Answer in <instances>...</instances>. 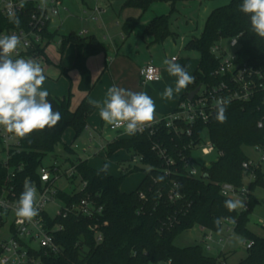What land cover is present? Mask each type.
<instances>
[{
	"label": "trees",
	"instance_id": "16d2710c",
	"mask_svg": "<svg viewBox=\"0 0 264 264\" xmlns=\"http://www.w3.org/2000/svg\"><path fill=\"white\" fill-rule=\"evenodd\" d=\"M186 1H199L203 4L212 0H125L124 7L146 10L156 2H163L170 6L172 13L177 10L179 2ZM241 4L242 0H228L225 5L214 8L205 20L201 35L194 34L188 38L185 48L198 52L200 60L193 73L195 81L188 85L180 101L197 86L215 84L221 80L220 76L214 74L221 64V58L212 48L224 39L238 37L239 61L264 68V38L252 31L249 16L239 9ZM32 8L33 5L29 4L24 12L19 13V26L27 27ZM138 21L135 17L126 19L124 30L127 35L136 28ZM44 31L45 45L38 47L41 53H45V48L54 37L48 28ZM146 31L157 42L174 36L169 25V15L166 14L156 15L147 25ZM69 42L75 45L72 69L79 72V88L87 95L93 88L87 60L105 52L107 47L95 35L79 36L78 33H71L61 40L62 53ZM61 72L68 75V69L63 66ZM263 99L264 92H260L248 101L229 102L225 123L215 119L216 111L207 123H179L177 129L167 128L163 118L143 132L109 142L106 151L108 157L115 150L123 148L132 157L140 156L142 164L148 166V169L137 166L132 169L128 166L123 170L131 172L141 169L144 172L137 188L130 192L122 189L127 173L116 176L110 172L109 166L106 172L101 171L108 164L107 159L101 168H95L87 159L76 158L72 161L76 166V174L71 180L78 178L80 182H87V186L83 191L59 190L58 198L70 204L78 202L85 195H91L102 205L103 210L93 217L71 214L67 218L56 217L52 220L64 226L63 230L55 234L60 251L43 255V263L223 264L221 256L214 258L207 255L201 244L187 247L175 244L180 234L198 225L213 232H220L224 226H232L244 238V242H252L241 264H264V236L248 228L249 214L256 202L251 192L257 185L264 187V165L249 169L243 167V163L250 160L245 148L264 144V129L258 127V121L264 117ZM48 100L54 110L62 114L61 121L52 129L37 130L27 138H18V149L10 151L9 166L23 167L15 178L20 188H23L25 178L31 182H40L39 169L43 166V159L54 153L58 146L70 154L75 153L72 144L64 141V135L68 129H72L77 139L86 130L88 118L95 110L87 97L75 108L72 107L70 94L64 97L49 94ZM204 130L221 154L209 166L203 167L201 177L193 178L186 174L185 160L190 156L192 148L201 142ZM158 148L170 162L160 155ZM251 172L255 177L248 185V208L229 212L224 207V201L233 198L221 193V184L228 182L240 188ZM6 175L7 169L0 164V181ZM173 183L178 184L180 197L171 200ZM227 217L235 218L236 222L231 223L225 219ZM217 218H221L218 226L214 224ZM91 224L99 225L102 234L100 242L97 241L96 233L89 228Z\"/></svg>",
	"mask_w": 264,
	"mask_h": 264
},
{
	"label": "built area",
	"instance_id": "2783aa9c",
	"mask_svg": "<svg viewBox=\"0 0 264 264\" xmlns=\"http://www.w3.org/2000/svg\"><path fill=\"white\" fill-rule=\"evenodd\" d=\"M14 7L16 15L26 10L27 5H33L31 14L29 16L27 27L14 26L11 24L7 15V8L9 5ZM21 0H0V35L16 34L20 37L21 44L13 58L34 59L42 67L46 61V48L45 53L39 52V48L45 45L44 30L48 28L50 23L58 17L62 11H68L63 0H24L23 7H20ZM105 12V7L101 4L100 0H96L95 5L90 13V18L95 21H102V15ZM103 25V24H102ZM86 29H81L78 32L79 36L87 34ZM234 42V43H233ZM231 47H237L234 54L228 55L221 45H216L212 48L217 56L221 58L219 68L214 72L215 76H220L221 80L215 84H201L199 91L192 99L188 95L184 100H181L177 108L164 117L165 125L167 128H176L179 123L187 125H195L197 122L207 123L211 116L215 113L216 101L219 98H224L229 102L233 101H248L260 92H264V68H257L247 65L245 62L239 61L238 50L239 40L238 37L230 38ZM218 52H220L218 54ZM176 60V57H173ZM172 58V59H173ZM140 77L143 83L159 82L162 79L160 69L154 64L153 60H149L140 69ZM264 104V99H263ZM143 128V132L146 128ZM111 130V126H109ZM258 127L264 129V117L258 121ZM207 133L204 130L201 134ZM0 143L2 150L5 152L4 159L0 160V164L7 169V175L0 181V231L3 230L7 224L9 226V238L0 239V264H44L42 256L49 254H57L60 251V246L55 241V234L63 230L64 226L61 223H55L56 217L67 218L69 215L74 214L81 217H93L102 213L103 207L99 205L91 195L83 196L78 202L70 204L65 203L58 198L60 189L56 187V181L60 177V166L54 164L53 166H41L39 169L40 182L32 181L37 189V202L39 205V216L34 218L32 223H18V218L15 216L16 202L23 191L15 180L17 172L22 170V166L11 167L8 162L11 159V150H17L20 141L18 137L5 132L0 128ZM157 146H155L156 148ZM200 149L201 154L211 156L215 160L220 154L216 146L210 140L205 144L201 142L192 148L191 154L185 160L187 176L197 178L203 174V167L209 166L208 163L201 164V170L196 168L197 160L193 152ZM253 149L258 153L257 160L245 161L243 167L249 169L250 167H257L260 164L264 165V144L256 145ZM160 155L166 159L167 162L171 160L166 158V155L160 148H158ZM134 155L130 161L136 163L141 161V157ZM76 174V166L68 167L64 175L68 179H72ZM253 172L249 174L250 181L254 179ZM83 191L87 186V182H81ZM221 193L224 196L232 197L237 194H242L246 197L245 207L248 208V193L249 189L243 185L236 187L231 183L224 182L221 184ZM227 193V195H225ZM142 198L144 197L141 195ZM180 197L178 191V184L173 183L170 193V199ZM59 200L61 205L56 208V214L51 215L46 206L49 203ZM264 226V220L261 221ZM89 228L96 233L97 241L102 240V234L99 231L98 224H91ZM233 229L232 226L227 227ZM203 237L202 242L205 243L207 249H211V242H214L213 231H209ZM224 239H220L221 243ZM247 249L252 246L251 241H245ZM224 247V245H222ZM160 264V263H154ZM169 264V262H167Z\"/></svg>",
	"mask_w": 264,
	"mask_h": 264
},
{
	"label": "rangeland",
	"instance_id": "374dc122",
	"mask_svg": "<svg viewBox=\"0 0 264 264\" xmlns=\"http://www.w3.org/2000/svg\"><path fill=\"white\" fill-rule=\"evenodd\" d=\"M88 5L92 6L96 0H85ZM101 4L105 7V13L103 15V19L107 25L106 28H99V24L95 22V20H89L86 23V27L89 30V35L95 33V36L103 43H105L107 49L106 54L109 58L113 50V43L117 45L118 48L121 49L123 43L121 39V35L124 34L126 36L124 25L125 21L130 16H135L139 19L138 27H145L151 22V19L155 15L166 14L169 15V25L179 31L181 34L186 32L190 27L195 28L194 34L196 36H200L202 29L204 27L205 20L209 13L216 7L225 5L228 0H212L206 1L203 5H200L199 1H186L179 2L177 4V10L170 13V8L167 3L156 2L152 4L146 10L136 8V7H124L125 0H100ZM67 4L70 7L71 12H75L77 14L82 13L83 5L85 4L83 0H67ZM68 11L67 19L64 25L59 30L58 34L54 37V39L48 44L47 52L50 59V63L52 64L44 73L46 76V80L43 85V89L48 90V92L52 95L57 94H70L71 103L74 107H77L82 98V93L79 88V73L75 69H71L69 75H60V64L68 65V67L72 66L74 55H75V45L73 42H69L62 53L61 51V40L64 36H68L71 33H78L81 31L82 27L79 19L77 17L71 15V12ZM189 27V28H187ZM129 38V37H128ZM221 47L227 51L228 55H232L236 52L237 47H231L230 39H224L220 43ZM137 49H133L132 53L129 55H133L130 58L131 62L134 63L135 55L137 54ZM188 52V53H187ZM190 52V53H189ZM220 52H218L219 54ZM176 59L181 60L182 62L185 59H189L190 61L196 62L199 58V53L196 51H187L182 49L179 51L178 49L172 53ZM104 53H101L100 56H103ZM102 58L103 57H99ZM107 58V62L109 64V59ZM141 61L142 58H139ZM133 65V64H131ZM98 72L95 76V79L99 78L103 69ZM142 86L141 82L133 83L130 79L128 84L127 82L122 85V88L129 89L136 92H141L140 87ZM144 87V86H142ZM42 89V90H43ZM99 131V130H98ZM119 133V130H108L104 129V134L106 135H114L116 136ZM99 135V134H97ZM98 137V136H97ZM74 137V131L72 129H68L64 135V140L67 144H70ZM86 139V132L84 131L77 139L73 142V148L78 149L79 143ZM104 140H106L104 138ZM209 140L208 133L203 134L202 143L205 144L206 141ZM82 141V142H83ZM91 153L93 150H89ZM107 151V150H106ZM106 151L101 155L92 156L89 155V162L91 166L101 168L108 159L109 170L116 176H121L124 173H127L123 184L122 189L125 191H133L137 188L140 180L142 179L144 172L143 170H133L131 172L123 171L129 165L133 169L135 166L140 168H147L148 166L142 164L141 161L136 163H132L130 159L132 158V154L130 153V159L125 161L123 165L119 163V160L124 158L129 153L123 149H117L113 152V154L108 157ZM246 154L252 159L257 160L259 158L258 153L252 148H245ZM195 159L197 160L196 168L198 171L201 170L202 163H208L212 160L211 156H205L201 154L200 149H196L193 152ZM5 152L2 150V145L0 143V160L4 159ZM137 158V156H135ZM76 159V155H72L68 153L63 147L58 146L56 151L52 154H48L43 159L44 166H53L56 164L60 166V177L56 181V187L60 190L72 192L74 190L80 191L82 184L78 178L74 181L66 178L64 175L65 170L71 165V162ZM123 166V167H122ZM123 168V169H122ZM245 187L249 189L248 185L250 182L249 176L245 177ZM252 195L255 198L256 202L253 209L249 214V222L248 228L260 235L264 236V226L261 224V221L264 220V187L261 185H257L252 190ZM241 199L245 203L246 197L242 194H237L233 196V199ZM61 203L59 200H55V202L49 203L46 206V210L51 214L55 215L56 208L60 206ZM238 210H242L238 209ZM10 223L0 231V239H8V229ZM209 230H206L200 226H194L193 228L183 232L180 234L176 240L175 244L180 247H187L191 245L201 244L205 253L211 257L217 258L221 256V260L223 264H241V259L247 255V245L244 242V238L237 234L233 229H228L224 226L220 232H213L214 242H211V249H207L204 242H202L203 237L206 234H209ZM220 239H224L221 243H219ZM224 245V247L222 246ZM160 264H167V262H162Z\"/></svg>",
	"mask_w": 264,
	"mask_h": 264
},
{
	"label": "clouds",
	"instance_id": "9594fccd",
	"mask_svg": "<svg viewBox=\"0 0 264 264\" xmlns=\"http://www.w3.org/2000/svg\"><path fill=\"white\" fill-rule=\"evenodd\" d=\"M23 3L24 0H21L20 7H23ZM239 9L249 16L252 31L264 38V0H242ZM7 15L10 22L19 27L20 19L11 4L7 8ZM20 44V37L16 34L0 35V128L23 139L37 130L54 128L61 121L62 114L54 110L48 100V90L43 89L46 76L41 65L31 58H13ZM163 64L166 65V71L177 78L176 92L194 83L195 77L190 75L185 67L175 63L174 58L164 59ZM163 95L171 99L173 88H166ZM91 103L99 109V116L106 125L111 126L113 130L123 128L129 135L142 131L155 119V103L144 92L113 85L108 88L102 103L95 100ZM228 103L224 98L216 101L215 119L219 123L227 121ZM107 138L111 141L110 136ZM108 166L105 164L101 171L106 172ZM224 207L232 212L244 208L245 203L239 198L226 199ZM39 211L37 189L29 178H25L23 191L15 207L18 223H32L34 218L39 216ZM225 219L233 224L236 222L233 217ZM220 220L221 218L215 219L214 224L218 226Z\"/></svg>",
	"mask_w": 264,
	"mask_h": 264
},
{
	"label": "crops",
	"instance_id": "0c3cea01",
	"mask_svg": "<svg viewBox=\"0 0 264 264\" xmlns=\"http://www.w3.org/2000/svg\"><path fill=\"white\" fill-rule=\"evenodd\" d=\"M63 2L65 6L68 8V11H70V7L67 4V0H63ZM84 3L85 4L83 5L81 14H77L71 11L70 12H71V15L79 19L81 26H83L82 29H86L88 31L87 34L85 35L87 36L89 35L88 34L89 30L85 25L89 20H92L90 18V13L96 2L92 6L88 5L86 1H84ZM200 5H203V4H200ZM68 11H62L61 14L50 23L48 31L50 33H53L54 37L58 34L59 30L64 25L67 19L66 15ZM103 15H102L103 23H101L100 21H95V22L99 24L98 27L100 29L101 28L107 29V25L103 19ZM130 17H135V16H130ZM146 27L147 25L145 27L136 26V28L129 35L126 34L125 36L124 34H122L121 39H122L123 45L121 49L118 48L115 43H113L114 52L111 55L115 54L117 56H110L108 58L106 52H101V53H104L103 56H100L101 53H99L97 55H93L88 58L87 66L91 72L93 88L87 95L83 91H81V93H82V98L87 97L90 103L91 101H94V100L100 101L102 103L104 99L106 98V93L109 87L113 85L121 87L126 82L128 84L130 79L132 80L133 83L141 82L142 86L144 87L141 86L140 91L149 95L153 99L155 106H156L155 119L150 123V124H154L162 120L165 116H167L169 113H171L177 108L180 102L181 96L188 89V86H187L186 88L181 89L180 92L175 91L177 78L171 76L166 71V65L163 64V60L166 58L172 59L173 57H175L172 53L176 51L177 49L179 51H182V49L187 50L185 48L186 42L190 36L194 35L195 28L187 27L189 29L186 30V32L181 34L179 31L173 29L170 26L171 30L174 33V36H170L166 38L164 41L157 42L154 40L153 35L147 33ZM92 35H95V33H92ZM134 48L137 49L136 51L137 54L135 55L136 60L134 59V63H132L130 58H132L133 55H129V53H132ZM99 57H103V59ZM46 58H47L46 61L42 64L44 73L52 65L50 63V59L48 56L47 47H46ZM107 58L109 59V64L107 62ZM139 58H142V60L140 61ZM74 59H75V55H74ZM74 59H73V63H74ZM149 60H153L154 64L161 71L162 79L159 82L143 83L141 80L140 69ZM199 60L200 58H198L196 62L190 61L189 59H185L183 62L181 60L179 61V59H176L174 61L175 63L185 67L190 75H193L194 71L196 70L199 64ZM61 66L68 69V75H69L70 70L72 69V66L68 67V65L60 64L59 65L60 75H63L61 72ZM103 66L105 67L100 77L95 79V76L98 74V72H100ZM79 83H80V75H79ZM168 87L173 88V96L171 99L165 98L163 95L165 89ZM53 96L64 97L66 96V94H57ZM72 107L75 108L73 105ZM87 123H88L87 128L85 130L86 139L84 141L82 140L83 142L81 141L79 143V148L75 149V153L72 155H76V158L81 157V158L87 159L88 162H89V155L96 156V155H101L102 153H104L107 150V145L109 142L116 140V139L130 137V135L123 128L115 129V130H119V133L116 136L111 135V134L110 135L104 134V129H108V130H111V129L100 118L99 109L97 107H95V110L89 116ZM109 136L111 137V141H109V139L107 138ZM104 138L106 140H104ZM75 140L76 139H74L70 144H73ZM89 150H93V152L91 153ZM128 153H129L128 155H126L124 158L119 160V163L121 165H123L125 161H128L130 159L131 157L130 152ZM72 164L73 162H71L70 166H72ZM95 168H99V167H95ZM123 190L125 191V189Z\"/></svg>",
	"mask_w": 264,
	"mask_h": 264
},
{
	"label": "water",
	"instance_id": "95a60500",
	"mask_svg": "<svg viewBox=\"0 0 264 264\" xmlns=\"http://www.w3.org/2000/svg\"><path fill=\"white\" fill-rule=\"evenodd\" d=\"M199 89H200V85L197 86L195 89L189 91L188 92V98L192 99L195 96V94L199 91Z\"/></svg>",
	"mask_w": 264,
	"mask_h": 264
}]
</instances>
